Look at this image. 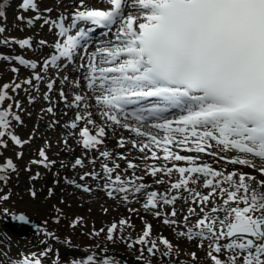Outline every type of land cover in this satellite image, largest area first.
<instances>
[{"label": "snow or ice", "instance_id": "1", "mask_svg": "<svg viewBox=\"0 0 264 264\" xmlns=\"http://www.w3.org/2000/svg\"><path fill=\"white\" fill-rule=\"evenodd\" d=\"M10 2L17 3L20 12L31 13L17 15L18 21L30 27L39 24L54 39H0V45L47 49L41 59L0 54V61L10 62L17 76L0 85V148L10 141L23 149L35 139L39 125L28 139L15 132L24 124L20 113L25 109L16 99L23 91L28 104L42 100L48 105L38 117L51 118L47 129L67 130V151L75 152L69 138L82 149L72 162L61 160L58 166L82 170L83 183L68 177L64 182L87 194L103 191L124 205L139 204L128 212L144 213L141 233L135 240L129 237L131 242L122 235L135 227L128 218L93 230L92 236L103 234L114 243L119 235L129 248L143 246L141 256L146 250L153 258L162 245L166 250L161 258L172 264H264V0H101L105 7L74 0L72 10L55 16L60 5L42 9L40 0H4L0 19ZM98 30L112 39H97ZM5 31L0 26V34ZM21 66L29 71L22 81ZM73 71L79 74L75 78ZM60 102L75 110L63 124L56 111ZM110 139H115V148L107 147ZM50 148L45 140L30 165L52 171L58 161L49 157ZM23 155L18 151L17 160ZM19 171L11 158L0 163V183ZM53 175V183L59 184V171ZM41 178L39 172L30 177ZM89 179L98 182L95 189ZM47 194L51 197L54 189ZM30 195L36 198L38 193L30 189ZM10 196L0 188V202ZM148 216L195 244L204 258L191 251L187 260L181 259L178 245L162 235L153 239ZM11 218L29 223L22 214ZM55 223H60L59 215ZM45 234L56 238L52 232ZM10 264L43 262L32 253ZM70 264L119 261L91 254Z\"/></svg>", "mask_w": 264, "mask_h": 264}, {"label": "rangeland", "instance_id": "2", "mask_svg": "<svg viewBox=\"0 0 264 264\" xmlns=\"http://www.w3.org/2000/svg\"><path fill=\"white\" fill-rule=\"evenodd\" d=\"M73 4L74 0H63L62 4L61 0H40V7L42 9L45 7H54L55 5H60V7L56 8V10L52 13L53 16H55L59 11H65V14H67V11L72 10ZM89 5L94 7H102V4L98 2V0H89ZM17 10V3L11 4L10 7L6 9V19H0V23H2V25L6 29V31L2 33V35L4 34L8 37L16 36V39L31 36L33 37L34 41H38L39 39H46L51 42L54 39V37L48 32L47 28L41 29L39 27V24L30 27L27 26L25 22L18 21L15 17L17 14L30 17L31 13H17ZM4 47L9 48L10 45L8 44ZM12 47H15L14 44ZM21 51L25 52L26 55H28L31 59H41L42 57L40 56V53H47V49H31L26 51L25 49H21ZM1 70L6 72V74ZM28 75L29 71L21 67L18 74V79L22 81L23 79L28 77ZM70 75L75 78L79 74L73 71L70 73ZM13 77L17 79V76L10 71L6 61H0V82L3 80L10 82ZM59 87L60 85L59 83H57V91L52 94L54 99L57 98ZM44 90L45 89L43 88V86H41V91L43 92ZM65 90L70 94H72L73 92V89H71V87H68ZM33 94L38 95L36 93ZM16 97L22 102L25 112L20 113L24 120L23 126H17L15 131L19 133L22 139H28L29 135L33 132L34 129H36L37 125H39V128L35 133V139H33L30 144L25 145L23 149L14 147L13 145L9 144V147L2 148L1 150L0 162L3 161L4 156H9L13 160V162L17 164L20 171L18 175L9 173L10 179L6 184L0 183V188L3 189L4 194L11 193L10 199L8 201L0 202V215H9L12 212L19 211L28 215L29 217L33 216L40 221V228L42 229V231L39 230V232L35 235H27L23 238H16L17 244H19L21 247L20 253H14L7 244H4V242L0 240V262H2V264H10V262H15L20 256L26 255V252H28V255L35 253L34 250H39V244L52 239V237L47 236L45 233L52 232L56 237L53 239H55L58 243L71 247H78L81 251L87 249L88 253L90 254L96 255L98 253L97 251H99L100 253H104L118 249V251L121 250L125 255L138 256L139 259L144 262V264H148V261H151V264H172V261L168 258H161L160 252L166 250L162 245L160 246V252H157L156 257L153 258L149 256L146 250L141 256L140 249L143 246L138 245L133 248H129L125 241L119 239V235L114 243L108 242L106 239H104L103 234L100 238H96L91 235V232L93 230L107 228L111 223L118 222L122 218H128L129 222L132 223L135 227L133 229L124 230L122 235L128 242H131V240L136 238L141 233L143 222L140 219V216L144 215L142 210L139 215L130 213L127 210L129 208L127 205H116L115 202H113V200L111 199L109 203L106 202V204L104 205L101 203L88 205V202L85 200V198L88 197L81 198L78 196L71 199L68 196L62 198L57 195L56 197H54V194L51 197L48 196V191H46L47 188H56V184H54L53 181H46V176L51 173V177L54 180L56 177L53 175V173L57 172L59 168V161L63 160L65 163L69 164L74 160V157L76 155L79 156L81 154L72 153L69 157L66 158L63 154L57 155L53 151L50 152V150H48L49 156L52 159L58 161L57 166L54 167L52 171H47L40 166L30 165V160L39 158L37 155V149L43 146L44 141L48 140L49 136L46 137L47 135L45 133V129L44 127H42L40 122H35L33 119V115L31 114V116H29L27 113H32L34 108H36L37 111H41V108L44 107L46 103L40 100L34 105L28 104L26 94L23 91H20L19 95ZM62 110L66 111L67 115H62ZM56 111L57 117H64L62 121L67 122L74 117L75 110L65 109L63 102H60L56 105ZM48 118L50 122L51 118ZM62 121L61 123L63 124ZM57 128L60 129V127ZM123 133L121 134L126 136V133ZM57 136L59 137V139L63 140V136H65V134L58 132ZM111 140L112 139L108 141L107 147L115 148V145L109 146ZM18 151H23L24 153L23 158L20 160H17L16 158V153ZM116 151L120 150L116 149ZM26 167H29L31 171H25ZM37 172L41 174L42 178L36 181H32L30 177ZM63 178L64 176L60 177L62 181H64ZM40 187L45 190V193L44 191L40 192L38 190V188ZM30 189H34L37 191L38 195L36 198H33L30 195ZM69 193L70 191H68V195ZM106 199L108 198L106 197ZM130 207L139 208L140 206L139 204L134 203ZM57 208L61 209L62 211L60 213H57ZM104 208L108 209L107 213L104 212ZM4 209H8V214L4 213ZM58 215L60 216L59 224L55 223V218ZM77 218L82 219L76 227H72V222ZM147 219L153 224L154 235L152 238L157 239L159 235H162L168 238L174 244L178 245V247L181 249V251L179 252V256L181 259L187 260L186 253L191 251H197L201 259L204 258V252L202 250H198L195 244L187 242L183 238L179 237L176 232L169 229L166 225H163L159 220H155L151 216H148ZM135 235L136 237H134ZM8 236L11 241L15 243L14 237L11 234H9ZM129 237L131 238V240H128ZM97 244H100L101 248H97ZM49 249H51V251H49L45 256L41 255L42 252L37 253V256L40 257L43 264L63 263L59 262L60 260H58V258L55 260V255L57 256V254L59 253L56 254V251L53 250L54 246L50 245ZM102 249H106V251H102ZM46 250L47 249H44L43 251ZM175 256L176 254L173 253V260L175 259ZM63 257V259H65L64 264H67L70 259H85L84 257L80 256ZM101 257L114 258L116 261H119V264H126L116 259L113 255H111V253H108L106 256Z\"/></svg>", "mask_w": 264, "mask_h": 264}, {"label": "bare ground", "instance_id": "3", "mask_svg": "<svg viewBox=\"0 0 264 264\" xmlns=\"http://www.w3.org/2000/svg\"><path fill=\"white\" fill-rule=\"evenodd\" d=\"M98 2L101 3V0H98ZM103 7H105V5ZM91 49L94 50L95 45H93ZM31 114L33 115L34 121L40 122L42 127H44L45 133L47 135L46 137L49 136L48 137L49 139L47 141H49L51 143V148L49 149L50 152L53 151L57 155L63 154L66 158L69 157L72 153L73 154L74 153H77V154L82 153V149L77 146L76 140L71 139V138H69V144L71 145L72 148L75 149V152H69L65 149V146L63 144V140L59 139V137L57 136V133L58 132L63 133L66 136L67 135L66 129L55 128V129L49 130L46 127V125L49 123L48 116H45V118L43 120H39L38 117L41 115V111H37L36 108H34V110ZM57 118H59L61 121L64 119V117H57ZM62 122L65 123L66 121H62ZM128 135H129V133H128ZM65 136H63V139L65 138ZM44 143H45V141H44ZM115 143H116V141L114 139H112L109 146H114ZM43 146H44V144H43ZM109 148H112V147H109ZM65 164H67V163H65ZM121 164L123 166V162H121ZM96 170L99 171V168L97 167ZM57 171H59L60 177L61 176L68 177L69 179H75V180H77V182L83 183V182L79 181V175L81 174L82 170H79V169L78 170H72L71 168H68V169L58 168ZM53 178H55V177H53ZM54 180L51 177V173L46 176V181L50 182V181H54ZM87 183L90 184L95 189L97 187L98 182L91 181L89 179L87 181ZM49 188H51V187H48L46 191H48ZM160 188H164V187L160 186ZM53 189H54V195H53L54 197H56L57 195L62 197V198H64L65 196H68L71 199L78 197V196L81 198L88 197V198H85V200L88 202V205L97 204V203H101L104 205V204H106V202L109 203V201H111L110 199H106V196L104 195L103 191H94L92 194L83 193L81 190L75 188L73 185L65 183L61 179H60V183L56 184V188H53ZM38 190L40 192L44 191V193H45V190L42 187L38 188ZM68 191H70L69 195H68ZM113 202H115L116 205L122 204L119 201H113ZM133 204H131V205H133ZM131 205H128V207H130Z\"/></svg>", "mask_w": 264, "mask_h": 264}, {"label": "water", "instance_id": "4", "mask_svg": "<svg viewBox=\"0 0 264 264\" xmlns=\"http://www.w3.org/2000/svg\"><path fill=\"white\" fill-rule=\"evenodd\" d=\"M13 215L18 216L21 214L17 213ZM11 217L9 219L6 218L4 224L7 225L13 232H17L21 236L27 234L29 231L36 232L37 221H35V219H31L29 220V223L25 224V223L12 219ZM61 249L63 252H66L64 248L61 247Z\"/></svg>", "mask_w": 264, "mask_h": 264}]
</instances>
